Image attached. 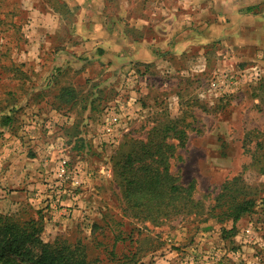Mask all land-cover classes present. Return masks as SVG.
I'll return each instance as SVG.
<instances>
[{"label":"rangeland","instance_id":"rangeland-1","mask_svg":"<svg viewBox=\"0 0 264 264\" xmlns=\"http://www.w3.org/2000/svg\"><path fill=\"white\" fill-rule=\"evenodd\" d=\"M66 1L0 0V126L8 124L12 106H19L25 96L45 94L64 108L63 118L40 121L43 145L28 148V156L41 157L25 169L34 186L32 200L16 212L0 213L22 222L41 221L45 242L60 238L84 243L92 264H128L126 257L138 250L147 256L137 264H264V173L259 171L261 164L252 165L264 152V0L243 1L240 8L233 3L202 7L203 16L215 17L228 30L221 28L222 40L210 47L213 54L202 77L183 71L164 75L167 80L158 88L173 90L179 101H157L152 109L142 97L129 105L130 90L125 84L117 87L113 73L86 81L94 72L81 64L87 76L68 73L59 81L63 68L54 62L68 53L56 38L59 30L45 33L43 24L55 11L71 23L86 5L85 0ZM130 10V15L138 11ZM233 23L246 26L251 38L230 48L225 39ZM45 38L49 44L43 43ZM36 65L54 67L46 78L47 86L55 83L52 89H37L32 70ZM216 75H228L232 81L223 92L209 85ZM60 85L74 86L77 104L54 98ZM119 106H125L126 115L111 145L103 128L110 109ZM171 119H178L189 136L186 147L177 148L170 170L182 186L195 185L193 198L199 204L190 214L153 226L126 217L113 160L125 140L146 141L154 126ZM3 134L0 131V138ZM63 158L69 160L72 176L81 178V187L57 179ZM11 170L5 162L0 165L4 177ZM14 170L22 173V167ZM236 178V183L226 184ZM84 193L88 195L80 203ZM251 200L253 209L233 226L231 210Z\"/></svg>","mask_w":264,"mask_h":264},{"label":"crops","instance_id":"crops-1","mask_svg":"<svg viewBox=\"0 0 264 264\" xmlns=\"http://www.w3.org/2000/svg\"><path fill=\"white\" fill-rule=\"evenodd\" d=\"M243 1L249 4L246 3L249 0H122L117 4L112 0H85L86 5L71 23H67L55 11V15L44 21L43 25L45 33L52 28L59 30L56 38L62 51L68 53L67 58H57L54 62L60 63L63 68L58 71L59 81L68 73L73 74L72 77H79L80 74L87 76L85 71L81 72V64L94 72L93 76H87L86 81L88 78H96L100 73H113L118 82L117 87L122 88L125 84L130 90L129 105L142 97L152 104V109L157 101L159 105L179 101V95L173 90L161 91L158 88L159 85L162 87L165 74L183 71L187 76L202 77L213 54L209 53L210 47L214 42L222 40V22L215 17L213 19V16H203L202 7L233 3L240 8ZM132 8L138 9L134 15H130ZM224 28L228 30L227 27ZM230 28L225 39L229 41L230 48L239 46L245 39L248 43L251 37L246 34V26L235 27L233 23ZM68 32L69 36L66 37ZM40 34L44 35L43 32ZM43 43L49 44L46 38ZM27 66L31 67L26 64ZM53 69V66L33 67L32 70L38 77V90L45 87L49 90L55 86V83L47 86L46 81ZM27 71L23 67V72ZM134 79L138 80L137 83L130 82ZM62 86L60 85L61 89L54 98L59 97ZM63 109L59 108L55 99L45 94L25 96L19 106L15 103L12 106L8 113V124L0 126V131L4 132L0 138V165L5 162L12 169L6 177L4 173L0 175V192L3 194L0 195V212H16L23 203L27 204L32 200L34 186L28 180L30 173L25 169L29 168L26 166L39 162L41 157L28 156V148L43 145L40 142V121L53 117L56 120L63 118ZM53 149L54 146L48 147L49 152ZM17 167H22V173L15 172ZM87 195H82L80 203H83Z\"/></svg>","mask_w":264,"mask_h":264},{"label":"trees","instance_id":"trees-1","mask_svg":"<svg viewBox=\"0 0 264 264\" xmlns=\"http://www.w3.org/2000/svg\"><path fill=\"white\" fill-rule=\"evenodd\" d=\"M137 76L140 77L138 73ZM58 98L60 103L71 106L78 102L71 86L63 87ZM188 132L179 127L178 119H171L162 126H154L146 141L127 139L115 152L114 178L122 192L126 217L160 226L179 215L190 214L198 206L193 198L195 185L182 186L170 170L177 148L187 145ZM259 148L262 146L258 145ZM259 164V171L264 173V152L255 156L252 165ZM237 181L238 178L226 184ZM253 202L231 210L233 226L253 209ZM40 222H22L13 215L0 213V264H92L82 242L60 238L45 242ZM138 251L126 257L128 264H137L147 256Z\"/></svg>","mask_w":264,"mask_h":264},{"label":"built area","instance_id":"built-area-1","mask_svg":"<svg viewBox=\"0 0 264 264\" xmlns=\"http://www.w3.org/2000/svg\"><path fill=\"white\" fill-rule=\"evenodd\" d=\"M232 82L230 81L228 75H216L212 78L210 81V87L211 89H214L215 92H219L222 90L224 91L223 87L226 83ZM126 109L125 106H119L118 107H112L110 109V112L107 116V121L104 124L103 133L107 137L109 144H114L116 141V136L119 127L121 126ZM72 172L69 169V160L68 159H61L59 162V165L57 167V179L61 183H65L68 180H71L73 188H79L82 185V180L76 173L74 176H72ZM247 234L251 233V229L246 230Z\"/></svg>","mask_w":264,"mask_h":264}]
</instances>
